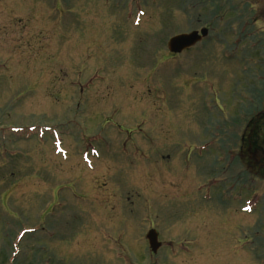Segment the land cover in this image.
<instances>
[{"label": "rangeland", "instance_id": "rangeland-1", "mask_svg": "<svg viewBox=\"0 0 264 264\" xmlns=\"http://www.w3.org/2000/svg\"><path fill=\"white\" fill-rule=\"evenodd\" d=\"M262 56L264 0H0V264H264L263 203L196 204L162 157L170 98L224 106Z\"/></svg>", "mask_w": 264, "mask_h": 264}, {"label": "flooded vegetation", "instance_id": "flooded-vegetation-1", "mask_svg": "<svg viewBox=\"0 0 264 264\" xmlns=\"http://www.w3.org/2000/svg\"><path fill=\"white\" fill-rule=\"evenodd\" d=\"M9 13L12 12L5 14ZM226 52L229 51H225L224 59L231 60L232 56ZM249 56L252 59V54ZM257 62L261 77L249 80L244 93L232 88L234 83L225 85L231 89L221 94L224 106L220 104L219 78L192 81L203 83L205 89L211 90V96L206 94L197 99L193 92L186 94L187 97L192 94L190 116L185 114L186 108L175 112L170 98L164 116L165 154L162 157L166 159L168 175L176 180L180 196H187L196 204L202 200L203 204L214 201L215 208L235 204L240 212H252L261 202L264 206V194L256 196L253 183L258 179L264 181V56ZM248 68L246 65L244 71ZM192 82L183 81L177 86L169 82L168 95H172L175 87L192 88ZM205 97H211V101ZM260 238L263 244L264 236ZM248 240L249 237L243 240L244 247L252 244V239Z\"/></svg>", "mask_w": 264, "mask_h": 264}, {"label": "water", "instance_id": "water-1", "mask_svg": "<svg viewBox=\"0 0 264 264\" xmlns=\"http://www.w3.org/2000/svg\"><path fill=\"white\" fill-rule=\"evenodd\" d=\"M208 34V29L204 28L200 32L199 31H193L189 34H179L174 37H172L169 42L168 46L169 49L173 52H181L197 42H199L204 36ZM147 238L149 239V242L151 245H156L160 244L157 243V234L154 233V231H151L148 235Z\"/></svg>", "mask_w": 264, "mask_h": 264}]
</instances>
